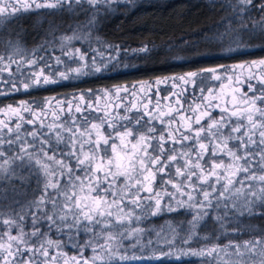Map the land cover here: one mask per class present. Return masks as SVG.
<instances>
[{"label":"snow or ice","instance_id":"6c2138e0","mask_svg":"<svg viewBox=\"0 0 264 264\" xmlns=\"http://www.w3.org/2000/svg\"><path fill=\"white\" fill-rule=\"evenodd\" d=\"M138 0H0V264H264V57L44 95L129 58L264 51V0L164 49L103 36ZM43 16L29 47L21 21ZM83 20L63 27L49 17Z\"/></svg>","mask_w":264,"mask_h":264},{"label":"trees","instance_id":"16d2710c","mask_svg":"<svg viewBox=\"0 0 264 264\" xmlns=\"http://www.w3.org/2000/svg\"><path fill=\"white\" fill-rule=\"evenodd\" d=\"M207 3L208 0H138V6L135 9L129 8L114 13L105 20L102 34L108 40L118 42L126 47H137L146 43L149 46L155 45L159 49H164L169 43H178L181 40L196 44L198 43L197 33L219 19V13L210 10L206 6ZM44 19L43 16L32 14L30 18L21 21L23 30L28 33L29 47L37 34L38 26ZM53 19L57 24L67 27L78 20H83L84 16L80 15L78 18H74L64 14L48 18L49 21ZM261 57H264V51L256 46L247 54H235V59L202 57L198 63L191 64L171 61L164 63L163 58L155 61L129 58L125 63L135 66L110 74V78L52 85L47 89H41L36 98L44 95H64L78 89L111 87L118 83L131 84L138 80L181 74L201 67L215 66L220 63L232 64ZM19 99H30V97L25 93L0 97V105L16 103Z\"/></svg>","mask_w":264,"mask_h":264}]
</instances>
